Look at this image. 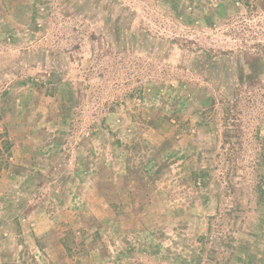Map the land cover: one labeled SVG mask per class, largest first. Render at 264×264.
Here are the masks:
<instances>
[{"label":"rangeland","instance_id":"374dc122","mask_svg":"<svg viewBox=\"0 0 264 264\" xmlns=\"http://www.w3.org/2000/svg\"><path fill=\"white\" fill-rule=\"evenodd\" d=\"M258 8L0 0V220L16 204L52 208L95 264H264V73L240 82L264 56ZM31 232L0 252L49 264Z\"/></svg>","mask_w":264,"mask_h":264},{"label":"crops","instance_id":"0c3cea01","mask_svg":"<svg viewBox=\"0 0 264 264\" xmlns=\"http://www.w3.org/2000/svg\"><path fill=\"white\" fill-rule=\"evenodd\" d=\"M39 144H41L39 142ZM34 145L33 143L31 146H27L26 149H30L33 152L29 154L34 156V154H37L40 152L43 148L41 145ZM18 146H20V143L16 142V145L13 146L14 154L17 155V152L19 150ZM23 150V146L21 147ZM17 163L23 164V162H19V158H17ZM26 164V163H25ZM27 165V164H26ZM27 171L32 172L33 169H27ZM16 177L24 178V180H28V182L32 179H40L45 174L42 172L39 173H32L29 174L28 172L20 171L19 174H15ZM46 176V175H45ZM56 175H50V177L47 175V181L48 180H54ZM30 179V180H29ZM24 182V181H23ZM21 188V187H20ZM54 185L52 184L50 188L48 186H45L43 183L41 186L38 187V190L46 191L48 189H53ZM22 189V188H21ZM19 189V190H21ZM53 194H59V191L57 190H51ZM18 193V192H17ZM4 192L0 190V196L5 197ZM15 196V195H14ZM3 197H1L2 199ZM1 208H3L1 206ZM132 208V206H131ZM22 208L16 204L15 207L12 209V211H9V209H4L8 215H4V219L0 220V243L5 240L12 241L16 246L15 248H19L22 243V235H25L26 232L29 230L31 232V238L34 240H37L41 242L42 248L46 249L49 255V264H95L99 261H92L94 258L99 259L96 257L95 254H93L94 250H91L89 252H86L82 255H79L75 252V247L69 246L66 242V232H64V228L62 225L58 224L56 219V216L51 214L53 209L51 208H30L29 211L23 215L20 214L22 212ZM126 210H130V207L126 208ZM149 210V208H146L143 212ZM3 211V212H4ZM17 218V219H16ZM16 219V220H15ZM15 228V231H14ZM53 228H55L57 231H53ZM10 231V232H8ZM17 233V235H16ZM8 236V237H6ZM46 246V247H45ZM2 250V249H0ZM16 250H13V253L9 251L8 253L0 252V264H6L8 260H13L14 262H17L18 264H21L25 260L24 254L19 251L18 254H16ZM8 254V255H6ZM10 254V256H9ZM12 255V256H11ZM46 260L48 261V258L45 255ZM20 262V263H19Z\"/></svg>","mask_w":264,"mask_h":264},{"label":"trees","instance_id":"16d2710c","mask_svg":"<svg viewBox=\"0 0 264 264\" xmlns=\"http://www.w3.org/2000/svg\"><path fill=\"white\" fill-rule=\"evenodd\" d=\"M246 4L249 10H258L259 5L261 4V0H253L252 2L250 0H246ZM261 46V44H260ZM264 49V44H262V50ZM207 53L208 59H215L217 57V54L213 52L212 50L205 52ZM223 54L227 52H222ZM221 53V54H222ZM252 58L250 60L245 61L248 71L243 72V69L241 70V75H240V82L243 84L245 81L247 84H252L255 80H259L261 78V74L264 73V56L261 51H259L257 54H253ZM212 107V106H211ZM225 125H227V122L225 121ZM7 150L9 149L10 145L7 143ZM261 175V174H260ZM256 191L258 193V199L259 202L264 199V173L260 176V178L257 181L256 185ZM264 218V214H263Z\"/></svg>","mask_w":264,"mask_h":264}]
</instances>
